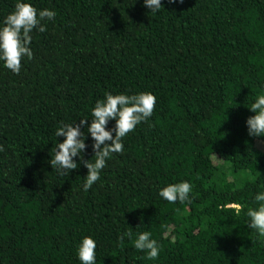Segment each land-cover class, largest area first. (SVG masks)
<instances>
[{"label": "trees", "instance_id": "1", "mask_svg": "<svg viewBox=\"0 0 264 264\" xmlns=\"http://www.w3.org/2000/svg\"><path fill=\"white\" fill-rule=\"evenodd\" d=\"M15 3L0 0V22ZM31 3L57 15L33 32L19 75L0 65V264H80L84 236L97 264H264L246 216L264 191V137L246 127L264 95V0H162L157 15L143 0ZM106 92H151L157 104L84 192L83 164L60 177L49 163L55 132L90 118ZM183 180L190 205L159 197ZM143 231L158 260L134 248Z\"/></svg>", "mask_w": 264, "mask_h": 264}, {"label": "clouds", "instance_id": "2", "mask_svg": "<svg viewBox=\"0 0 264 264\" xmlns=\"http://www.w3.org/2000/svg\"><path fill=\"white\" fill-rule=\"evenodd\" d=\"M169 3L183 4L184 0H168ZM143 6L150 13L157 15L163 8L162 0H143ZM56 12L48 8L38 9L31 0H16L15 8L0 22V65L15 75L22 71L23 61L32 60L31 49L33 32L44 33L47 24L54 22ZM157 97L151 92L136 94L121 93L113 95L105 93L103 100H97L91 115L72 123L60 122L55 136L63 137V142L56 144L54 157L49 163L60 177H67L80 164L87 170L82 191L88 192L98 181L113 154L124 152V138L142 123H147L154 114ZM250 111L254 115L246 121L248 134L253 137H264V95H259L251 104ZM111 124V127L109 126ZM86 129V131H82ZM91 139V145L86 141ZM91 147L93 156L84 159V153ZM4 151L0 145V152ZM79 159V163H77ZM193 184L187 180L171 183L161 188L158 195L163 200L175 204L190 205L192 203ZM253 203L248 207L247 227L254 230L258 238L264 237V191H257ZM240 207L239 205H234ZM132 228L122 233L121 242L133 237ZM134 248L145 253L148 260H158L161 246L152 238L150 231L136 234ZM97 241L91 236H84L77 248V259L80 264H97Z\"/></svg>", "mask_w": 264, "mask_h": 264}]
</instances>
